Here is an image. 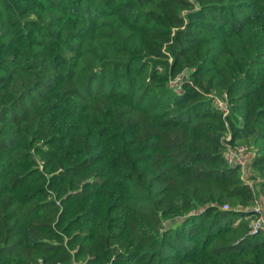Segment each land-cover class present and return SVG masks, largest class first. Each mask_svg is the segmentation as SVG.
Masks as SVG:
<instances>
[{
    "label": "trees",
    "instance_id": "trees-1",
    "mask_svg": "<svg viewBox=\"0 0 264 264\" xmlns=\"http://www.w3.org/2000/svg\"><path fill=\"white\" fill-rule=\"evenodd\" d=\"M227 130L264 196V0H0V264H264Z\"/></svg>",
    "mask_w": 264,
    "mask_h": 264
},
{
    "label": "built area",
    "instance_id": "built-area-1",
    "mask_svg": "<svg viewBox=\"0 0 264 264\" xmlns=\"http://www.w3.org/2000/svg\"><path fill=\"white\" fill-rule=\"evenodd\" d=\"M191 1L193 2L194 0ZM170 61H172V58H170ZM181 80L182 77H178L173 82L181 83ZM211 99L213 106L222 112L225 118L231 113L232 103L228 92L220 94L219 92L213 91ZM223 139L226 143L223 153L227 163L239 168L244 184L249 186L255 195L253 203L249 207L254 213L249 221V233H264V196L258 193V185L262 181V177L256 172L255 167L251 163V154L253 153L254 147L248 143H229L232 140V132L230 130H227V135ZM223 209L229 210L232 207L230 205H224Z\"/></svg>",
    "mask_w": 264,
    "mask_h": 264
},
{
    "label": "rangeland",
    "instance_id": "rangeland-1",
    "mask_svg": "<svg viewBox=\"0 0 264 264\" xmlns=\"http://www.w3.org/2000/svg\"><path fill=\"white\" fill-rule=\"evenodd\" d=\"M248 144H249V143H248ZM251 144H252V143H251ZM250 146H251V145H250ZM254 149H255V148H254ZM168 223H169V222H168ZM168 223H167V225H168ZM171 223L175 225V224H176V220H175V221H174V220L171 221ZM171 223H170V224H171ZM170 224H169V225H170Z\"/></svg>",
    "mask_w": 264,
    "mask_h": 264
}]
</instances>
